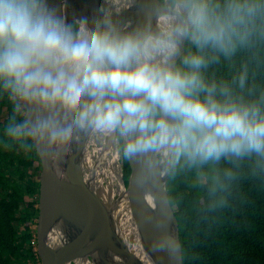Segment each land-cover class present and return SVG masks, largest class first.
Here are the masks:
<instances>
[{
	"label": "clouds",
	"instance_id": "9594fccd",
	"mask_svg": "<svg viewBox=\"0 0 264 264\" xmlns=\"http://www.w3.org/2000/svg\"><path fill=\"white\" fill-rule=\"evenodd\" d=\"M58 14L49 0H0V89L21 114L22 103L57 104L75 113L73 125L128 137L126 155L167 148L192 163L222 157L264 161V94H237L208 84L205 50L230 56L264 35V0H224L209 10L192 0L188 25L174 33L121 32L111 22L85 31ZM191 35L197 51L175 63ZM216 58V57H213ZM247 72L239 76L244 89ZM89 102L81 103L83 97ZM52 115L4 125L13 141L62 149L73 131ZM231 175V174H229Z\"/></svg>",
	"mask_w": 264,
	"mask_h": 264
},
{
	"label": "water",
	"instance_id": "95a60500",
	"mask_svg": "<svg viewBox=\"0 0 264 264\" xmlns=\"http://www.w3.org/2000/svg\"><path fill=\"white\" fill-rule=\"evenodd\" d=\"M121 1L120 11L111 18L106 16L121 32H150L154 10L165 12L177 4L188 25L187 0H176L174 5L171 0ZM49 2L72 24L81 17L89 20L97 0ZM187 38L188 35L179 42L176 64L185 51ZM89 99L85 96L81 103ZM22 110L29 121L52 115L61 125L69 126L75 118V113L59 104L45 108L24 102ZM95 133L93 127L73 125L68 143L59 150L33 140L41 163L37 205V251L41 264H83L89 259L94 264H184L179 222L168 187L177 154L159 148L126 155L131 170L129 182H124L121 171L122 192L106 198L97 184L98 156L94 161L91 157ZM119 137L125 151L129 138L119 130L109 133L108 144L117 146Z\"/></svg>",
	"mask_w": 264,
	"mask_h": 264
},
{
	"label": "trees",
	"instance_id": "16d2710c",
	"mask_svg": "<svg viewBox=\"0 0 264 264\" xmlns=\"http://www.w3.org/2000/svg\"><path fill=\"white\" fill-rule=\"evenodd\" d=\"M187 2L190 8L192 0ZM203 3L209 10H218L224 0ZM74 27L78 29L77 24ZM196 51L189 34L177 64ZM205 53L210 59L201 72L208 84L215 83L218 89L226 84L246 97L264 94V35L253 37L230 56ZM245 71L247 80L241 90L239 76ZM13 116L26 119L23 110L14 112L13 101L0 89V264H27L32 250L26 243L31 236L26 226L38 217L36 178L41 163L32 139L22 147L5 135L4 125ZM117 145L128 184L131 170L121 137ZM168 187L184 264H264V161L222 157L192 163L177 155Z\"/></svg>",
	"mask_w": 264,
	"mask_h": 264
},
{
	"label": "bare ground",
	"instance_id": "6f19581e",
	"mask_svg": "<svg viewBox=\"0 0 264 264\" xmlns=\"http://www.w3.org/2000/svg\"><path fill=\"white\" fill-rule=\"evenodd\" d=\"M122 3L123 2L121 0H97V3L94 2L95 6L93 5L90 13L93 16L89 20H87L85 28L88 29V31H91V28H96L97 23L103 25L106 21L108 22V18L115 16L118 11H120V4ZM96 14H100L101 17H96ZM75 24L78 25L79 30V24L77 23V21L72 23L73 26ZM185 25L186 23L182 18V7L180 4H177L176 7L173 8L168 7L165 12H161L155 9L152 17V30L150 31V33L153 35H167L174 33L177 27H182ZM112 148L113 143L108 144V146L104 150L100 151V154L97 157L98 162L96 165V177L97 184L100 186L101 190L102 182L104 179H106V176L115 177L118 175L119 163L117 159V152ZM167 151L168 150L165 151L166 158H168ZM109 153H112V159H108ZM91 157L92 161H94L96 155L92 153Z\"/></svg>",
	"mask_w": 264,
	"mask_h": 264
},
{
	"label": "built area",
	"instance_id": "2783aa9c",
	"mask_svg": "<svg viewBox=\"0 0 264 264\" xmlns=\"http://www.w3.org/2000/svg\"><path fill=\"white\" fill-rule=\"evenodd\" d=\"M103 133H105V132H100V131L96 130V133H95V136H94V142L98 141V139H103L104 138V134ZM95 139H97V140H95ZM108 139H109V133H108ZM114 147H116L115 151L117 152V159H118L119 168H120L119 175H120V173L122 171V165H121V162H119L120 153H119V150H118V145L117 146L115 145ZM100 151H101V149H99V153L98 154L94 153L96 155V157L100 154ZM120 160H121V158H120ZM121 186H122V184H121ZM112 197L114 198L116 196L113 195ZM112 197H108V198H112ZM26 228L31 234L30 238L28 239V241L26 243H27V246L30 247L31 250H32L31 257L28 258V263L27 264H41V261H40L39 255H38V251H37L38 250L37 218L34 219L32 222L28 223ZM83 264H94V263L89 259V260H86L85 262H83Z\"/></svg>",
	"mask_w": 264,
	"mask_h": 264
},
{
	"label": "rangeland",
	"instance_id": "374dc122",
	"mask_svg": "<svg viewBox=\"0 0 264 264\" xmlns=\"http://www.w3.org/2000/svg\"><path fill=\"white\" fill-rule=\"evenodd\" d=\"M103 134H104L103 139H98V141H95V142L93 141V143H92V152L95 154L99 153V151H98L99 148L102 150L109 143L108 133H103ZM95 140H97V139H95ZM112 149L115 151L116 147L113 146ZM111 156H112V153H109L108 159H112ZM119 162H121L120 158H119ZM119 171H120V168L118 169V175L116 174L117 176H115V177L106 176V179H104L102 182V185H101L102 191H103L104 195H106V198L112 197L113 195H115L117 197L122 192V186H121V182H120ZM36 179L38 180L39 177H37ZM27 263H28V261H27Z\"/></svg>",
	"mask_w": 264,
	"mask_h": 264
},
{
	"label": "flooded vegetation",
	"instance_id": "af4514ba",
	"mask_svg": "<svg viewBox=\"0 0 264 264\" xmlns=\"http://www.w3.org/2000/svg\"><path fill=\"white\" fill-rule=\"evenodd\" d=\"M76 25V24H75ZM76 30H78V29H76Z\"/></svg>",
	"mask_w": 264,
	"mask_h": 264
}]
</instances>
